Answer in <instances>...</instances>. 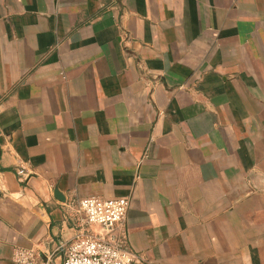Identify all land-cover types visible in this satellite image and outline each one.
I'll list each match as a JSON object with an SVG mask.
<instances>
[{
  "label": "crops",
  "instance_id": "crops-1",
  "mask_svg": "<svg viewBox=\"0 0 264 264\" xmlns=\"http://www.w3.org/2000/svg\"><path fill=\"white\" fill-rule=\"evenodd\" d=\"M88 195L138 264H264V0H0V264Z\"/></svg>",
  "mask_w": 264,
  "mask_h": 264
},
{
  "label": "built area",
  "instance_id": "built-area-1",
  "mask_svg": "<svg viewBox=\"0 0 264 264\" xmlns=\"http://www.w3.org/2000/svg\"><path fill=\"white\" fill-rule=\"evenodd\" d=\"M18 175L24 180L29 173L20 167ZM130 203L129 196H84L78 200V211L84 225L99 226V233L79 231L67 242L59 260L53 252L40 257L33 247L25 246L14 248L13 260L16 264H138L140 260L123 246L121 238Z\"/></svg>",
  "mask_w": 264,
  "mask_h": 264
}]
</instances>
